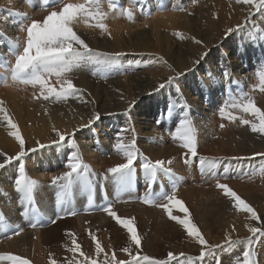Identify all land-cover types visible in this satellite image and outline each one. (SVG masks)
<instances>
[{"label":"bare ground","instance_id":"bare-ground-1","mask_svg":"<svg viewBox=\"0 0 264 264\" xmlns=\"http://www.w3.org/2000/svg\"><path fill=\"white\" fill-rule=\"evenodd\" d=\"M135 1L112 0L113 9L109 0H101L100 8L107 13L104 21L107 32L90 26L95 20L86 23L79 19L74 24V31L90 48L124 55L110 66L84 65L74 69L68 77L82 93L57 101L51 97L44 100L39 86L33 88L11 79L7 61L14 62L15 57L9 53L6 41L19 37L22 43L26 37V32L20 30L21 17L12 12L27 13L28 19L22 21L27 24L31 19L44 18L51 10H60L61 5L45 8L43 0H0V32L5 34V40L0 41V100L5 102L4 106L17 124L27 151L22 161L14 160L0 169V254L19 255L31 264H51L52 260L66 264L73 255L83 259L78 252L73 254L67 250L73 247L75 238L81 244L80 252L97 259L98 264L110 259L113 252L117 260H130L122 251L124 247H131L132 255L139 253L160 260H166L169 252L178 260L198 257L203 246L188 237L182 225H170L177 223L166 218L165 211L156 206L164 202L156 199L158 194L173 191L188 211L197 206L208 207V201L220 206L216 211L223 208L217 222L208 223L203 216L193 215L210 245L223 244L229 234L233 239H246L251 235L249 226L264 225V175L261 174L264 137L253 133L250 125L242 124L239 119L233 122L220 115V109L224 108L237 117L255 119L250 113L225 107L232 102L231 97L241 92H248L257 106L264 109V93L258 91L259 81L255 75L258 65L264 61V43L254 39L256 34H264V12L250 14V7L236 0H139L137 5ZM67 2L86 3V0ZM123 9L134 12V21L122 14ZM236 25H241V29L226 36V29ZM177 32L186 38L181 40L175 35ZM191 37L202 40L203 44H196ZM205 51L208 55L201 59ZM197 59H201L198 65L194 64ZM225 68L231 73L229 80L221 76ZM178 73L184 75L172 85L155 91L160 83ZM5 79L7 84L3 82ZM49 80L59 89L54 75ZM181 104L185 106L183 110ZM95 113L100 114V119L89 127H82ZM184 118L195 128L198 157L219 158L218 166L211 172L207 166L201 170L198 158L194 160L190 154L186 157L182 142L174 138L179 120ZM12 131L7 121L0 119V154L14 156L18 153L19 142L10 135ZM57 131L71 135H66L64 142L53 143L59 139ZM117 137L125 143L134 139L140 152L135 176L127 189H122L108 172L109 168L124 162L122 154L114 149ZM73 141L78 145L83 163L89 166L93 183L91 188L78 183L61 196L60 185H54L53 178L67 170L63 162L67 163L70 153L77 151ZM40 144L45 147H39ZM33 148L36 151H30ZM145 157L152 162L165 161V167L172 172L168 175L158 171L151 193L141 167ZM185 159L189 162L185 163ZM0 162H3L2 156ZM21 163L27 175L38 182L31 204H37L48 217V222L40 227H32L31 209L15 190L14 179L19 175ZM194 178L212 184L206 189ZM223 178L256 209L260 221L251 220L250 214L236 209L234 201L217 188V182ZM251 180L252 183H246ZM85 189L95 193L93 200H89L93 197ZM106 194L111 199L110 204L117 202L113 206L117 215L133 221L141 238L139 247L131 243L127 230L103 211L108 205L105 204ZM60 199H65L69 205L65 211H76L72 217H65L72 226V232L66 234L61 233L66 221L55 215L56 202ZM146 200L154 202L146 203ZM88 203L100 212H84ZM231 209L236 212L231 214ZM149 210L151 215L147 213ZM173 210L182 217L179 205H173ZM4 223L12 229L9 235L2 232ZM178 228L184 232L185 238L181 241L177 239L178 235L181 237ZM93 235L96 241L92 240ZM97 241L107 257L104 253L97 257ZM244 247L231 255L221 253L220 264H239ZM254 247L258 264H264V237ZM0 264L11 262L0 261ZM169 264H177V261ZM202 264L216 262L206 258Z\"/></svg>","mask_w":264,"mask_h":264},{"label":"snow or ice","instance_id":"snow-or-ice-1","mask_svg":"<svg viewBox=\"0 0 264 264\" xmlns=\"http://www.w3.org/2000/svg\"><path fill=\"white\" fill-rule=\"evenodd\" d=\"M31 2V0H27ZM237 3L247 5L250 7V14L252 11L264 12V0H236ZM110 6L115 9V4L112 0H109ZM55 4L61 5L60 10H51L48 14L40 19H31L30 23L23 24V20H27V13L24 12H12V15L21 17V31L26 32V37L21 43L20 38L16 37L14 40H7L9 43V53L15 57L14 62L7 61L8 72L12 80L25 85H31L33 88L39 86L40 96L44 100H48L50 97L55 100H67L69 97H74L78 93H82L83 90L76 88L68 74L74 69L84 65H100L107 64L111 65L115 60L124 53H101L89 47L84 39L74 31V24L79 19H84L87 23L88 20H95V24L90 25L101 29L104 32L108 31V26L104 21L107 19V13L103 12L100 8L101 0H86V3H72L67 0H43V6L45 8L55 7ZM122 14L126 15L127 19L134 21V12L131 9H123ZM241 25L235 27H228L225 35L230 36L233 32L239 31ZM181 40L185 39L183 33H175ZM191 39L196 44H203L202 40L195 37ZM255 40L264 43V34H256ZM5 40V34L0 32V41ZM253 38H250L252 42ZM2 55V54H0ZM208 55L205 51L201 59ZM163 60V57L159 58ZM201 59L194 61V64H200ZM167 63V61H164ZM191 71V69H189ZM55 76L57 83L60 87L57 89L53 84L50 83L49 77ZM184 73H178L176 76L168 77L163 83H160L155 91L164 89L166 86L172 85L179 76ZM256 77L259 80L258 91L264 93V61L260 62L258 69L255 72ZM221 76L224 80L231 78V73L225 68ZM7 84V79L3 81ZM256 90V89H254ZM177 91L179 88L177 86ZM232 102L226 104L225 107L231 109H240L243 113H250L254 120L245 119L243 116L237 117L232 114L231 111H225L224 108L220 109V115L222 118L230 119L235 122L239 121L244 125H250L253 133H259L264 137V109L257 106L255 99L248 92H241L237 96L231 97ZM133 104L135 101L132 102ZM5 102L0 100V119L6 120L8 125L14 129L10 133L19 142V151L14 156L7 154H0L3 157V162H0V169H4L6 165L15 161H22L27 155L25 149V140L22 137L18 126L13 122L9 115L8 109L4 106ZM184 105L181 104V110L184 109ZM128 115V113H125ZM100 119V114L95 113L94 116L88 121L87 124L82 127H89L92 123ZM224 125H221L223 128ZM55 131V129H54ZM65 134L57 131L59 139L53 141V143H60L66 140ZM175 139H179L182 142V147L186 149L185 156L189 154L195 160L198 158V163L201 170H205L207 166L208 171H212L218 166L219 158H209L204 156L198 157L197 151V138L195 128L192 122L187 119H180L179 125L175 130ZM39 147L43 148L45 145L40 144ZM73 148L77 151H72L67 158L66 171L62 175L53 178V184H59L61 188V196L69 192L74 185L83 184L88 188L92 186V180L90 179L89 166L84 164L80 155L78 154V145L73 141ZM114 149L124 157V162L119 163L108 169V172L116 180L122 189H127L135 176V165L139 158L140 152L136 145V141L133 139L129 143L123 142L120 137H117ZM30 151H36L35 148ZM189 161L185 159V163ZM171 164V161L167 162ZM146 184L149 192L154 183L157 182L158 171L164 174L171 175V169L165 167V161L157 160L152 162L145 157L141 165ZM261 174L264 175V169H261ZM38 182L31 179L26 171L24 164L19 165V175L14 179L15 190L20 194V198L27 203L34 201V192L36 190ZM217 188L223 190L226 197H229L234 201V207L245 213L250 214V219L260 221V217L257 211L244 199H242L235 191H233L227 184L217 182ZM156 199L164 201L158 203L156 206L162 208L170 219L177 221L186 230L188 237L195 238L199 245L203 248L199 253L198 257L187 256L183 260H178L173 253L169 252L166 260L153 259L147 255L141 256L132 255L131 247H124L122 251L127 253L130 260H117L116 254L113 252L110 259H106L103 264H169L170 261H177V264H202L206 261V258L213 260L216 264H220L218 259L221 253H227L229 255L234 251H239L241 246H245L242 251V259H239V264H258L257 251L254 245L260 243V238L264 237V225L260 227L249 226L248 231L251 235L246 239L236 238L229 234L223 244L210 245L205 237L201 234L199 228L195 223L192 222L191 218H180L178 215H173V205H179L180 210L187 212L188 210L184 207L183 202L176 198L175 192H165L158 194ZM146 203H153V200H146ZM103 211L107 212L113 217L119 225H122L130 236V241L137 247L141 244V238L137 234V230L131 219H122L115 211H113V205L109 204L103 208ZM75 215V212L71 213ZM35 227V225H33ZM234 230V229H233ZM19 234V233H17ZM92 240L96 241L95 235L92 236ZM73 247L68 248L69 252L75 254L80 249V244L76 242V239H72ZM95 251L97 257L104 253L107 257V253L104 252V248L97 241L95 244ZM80 256L82 260H77L75 255L72 259H68L66 264H98L97 259H90L88 256L81 251ZM184 253L180 256L184 257ZM237 258L234 257V261ZM0 261H10L11 264H31L30 260L23 258L19 255H13L11 253L0 254ZM51 264H57L55 260L51 261Z\"/></svg>","mask_w":264,"mask_h":264},{"label":"rangeland","instance_id":"rangeland-1","mask_svg":"<svg viewBox=\"0 0 264 264\" xmlns=\"http://www.w3.org/2000/svg\"><path fill=\"white\" fill-rule=\"evenodd\" d=\"M139 0H136L135 2H134V4L135 5H137V4H139ZM141 11V10H140ZM149 15H151V13L149 14ZM257 81H259L258 79H257ZM259 83V82H258ZM63 161H65V158L63 159ZM63 164L66 166V162L64 163L63 162ZM249 172V171H248ZM194 179H196V181L194 180ZM193 179V181H195V182H198L199 183V185H201V186H203V187H205L206 189H207V187H210V185L212 184H210V182L209 181H204V183L202 182V180H200L199 178L197 179V178H194ZM201 181V182H200ZM219 181H220V183H223V184H229L227 181H226V179L225 178H223V179H219ZM209 182V184H207ZM264 182V181H263ZM202 183H203V185H202ZM246 183H252V180L251 181H247ZM264 184V183H263ZM94 188V187H93ZM96 189V188H95ZM71 191V190H70ZM86 193H89L90 195H91V193H92V191L91 190H89V189H85L84 190ZM73 192V191H72ZM94 197H95V194H94ZM94 197L92 198V199H89V200H93L94 199ZM117 203V202H113L111 205H115V204ZM208 203L210 204L208 207H205V206H197L196 208H193V209H191V210H189V211H187L186 213L185 212H183L182 213V217H180V218H191V220H192V222L193 223H195V215H197L198 216V214L200 215V216H203L204 218H205V221L206 222H208V223H212L213 221L214 222H217L219 219H220V215H222V212H221V210H223V208L222 209H220L219 211H216V209H218V208H220V206L219 205H212V204H214V202H211V201H208ZM110 204V203H109ZM108 204V205H109ZM216 204V203H215ZM187 210H188V208H186ZM99 209L98 208H95V210L93 211V212H86V213H97V212H100V210L98 211ZM113 211H115V209L113 210ZM174 211V215H178L177 213H176V211L175 210H173ZM85 212V211H84ZM83 212V213H84ZM189 212V213H188ZM231 214H234V212H236L235 210H233V209H231L230 211H229ZM147 213H148V215H151L152 214V212L149 210V211H147ZM176 213V214H175ZM221 213V214H220ZM218 214V215H217ZM165 215H166V218H169V216L167 215V213L165 212ZM186 215V216H185ZM194 215V216H193ZM70 217H72V216H70ZM66 218H68V217H66ZM66 218H58V219H61V220H64V221H66L65 222V225L63 224L62 225V228H61V233H63V234H66V233H69V231L70 232H72V226H71V221L70 220H65ZM218 218V219H217ZM172 220V219H171ZM174 221V220H173ZM174 222H176L177 223V225L176 224H174V223H171L170 225H172L173 224V226L175 225V227H178V225L180 226V224L177 222V221H174ZM167 223H170V222H167ZM147 224V223H146ZM164 226H166L167 227V225L165 224ZM148 227H150V224H148ZM149 231H150V229H149ZM151 232H153V230L151 231ZM177 232H178V234H179V232H180V235H181V237L178 235L177 236V239L179 238L180 240L179 241H181V239H184L185 237L183 236V230L182 229H180V228H178V230H177ZM182 232V233H181ZM76 242L77 243H79V241H78V239H76ZM80 244V243H79ZM80 246H81V244H80ZM78 253H80V250H78L77 251ZM142 256H144V255H142ZM80 257V256H79ZM77 260H79L80 258H76ZM155 259H157V258H155Z\"/></svg>","mask_w":264,"mask_h":264}]
</instances>
